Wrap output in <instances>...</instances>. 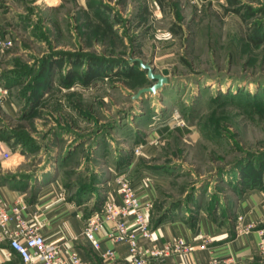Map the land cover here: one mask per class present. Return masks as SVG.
Masks as SVG:
<instances>
[{
  "label": "rangeland",
  "instance_id": "1",
  "mask_svg": "<svg viewBox=\"0 0 264 264\" xmlns=\"http://www.w3.org/2000/svg\"><path fill=\"white\" fill-rule=\"evenodd\" d=\"M57 2L4 7L0 32L13 42L0 81L16 108L0 106V140L13 160L23 155L18 167L58 158L62 186L96 210L113 180L161 172L155 220L169 207L189 219L200 210L236 232L238 189L264 198V0ZM135 58L167 77L158 93L133 98L155 83ZM147 140L156 154L135 157ZM244 170H260L259 184Z\"/></svg>",
  "mask_w": 264,
  "mask_h": 264
},
{
  "label": "crops",
  "instance_id": "2",
  "mask_svg": "<svg viewBox=\"0 0 264 264\" xmlns=\"http://www.w3.org/2000/svg\"><path fill=\"white\" fill-rule=\"evenodd\" d=\"M63 1L58 0L57 3ZM75 1L78 5L88 3V0ZM7 4V0L0 1L3 7H0V29L10 20V12L4 9ZM3 34L0 32V37L9 38L8 35ZM7 94V88L0 81V106L11 113L16 107ZM157 131L152 132L155 133V138H159ZM156 149L157 144L147 140L142 147V152L148 157H153ZM15 154L19 155L16 160H13L14 156L10 160L0 157V207L10 209L16 202L24 201L25 206L21 210L22 217L29 222L36 223L46 240L59 244L66 255L74 250L87 264H132L128 244L112 242L108 238L107 231L111 223H106L97 230L95 235L100 239L101 244L99 248H93L84 235V228L88 217L96 211L97 206L92 201L88 202L85 194L70 192L64 185L62 186L60 171L53 170L54 165H58V158H50L49 155L43 154V166L39 164L41 167L36 172H30V170L18 167L23 159L20 157L23 155L18 152ZM147 175L150 178L148 181L145 180ZM132 176L130 181L140 200L143 202L150 200L156 203L159 189L166 185L164 174L149 173L145 170L140 173L134 172ZM116 185L114 180L111 185L109 184L111 187L107 190L105 199L113 196L117 201L120 200ZM263 199L257 189H252L240 196L235 209L239 217L234 236H230L227 230L200 210L192 219L184 216L187 214L186 211L169 212L167 218L156 225L153 209L148 216L153 228V238H144L139 234V243L144 247L151 244L162 246L163 243L182 236L194 246L195 250L186 256L180 253L168 256L167 264L182 260L208 264L212 259L222 261L228 257L233 258L232 264H255L260 251V242L264 238V227L261 230H245L244 227L247 224H260L264 220ZM8 227L11 231L15 230L17 222L15 220L10 222ZM2 230L0 226V264H26L20 254L11 247L10 238L3 235ZM202 244H205L203 249L199 247ZM109 249L114 250L116 255L113 259H104L103 254ZM66 264L73 263L69 260Z\"/></svg>",
  "mask_w": 264,
  "mask_h": 264
},
{
  "label": "built area",
  "instance_id": "3",
  "mask_svg": "<svg viewBox=\"0 0 264 264\" xmlns=\"http://www.w3.org/2000/svg\"><path fill=\"white\" fill-rule=\"evenodd\" d=\"M11 38L0 37V57L5 49L12 45ZM140 146L134 148V156L139 157L142 154ZM0 157L4 160L13 158V152L0 140ZM149 175L145 176L148 181ZM117 193L120 200L115 197H107L100 210H96L88 217L85 224L84 235L91 242L93 248L100 247V239L95 235L97 230L101 229L106 223H111L107 231L108 238L112 242H125L128 244V251L131 255L132 264H167V257L173 254H182L186 256L195 248L184 237L168 241L158 246L151 244L142 246L139 243V234L144 238H153V228L149 213L154 209L155 203L150 200L141 201L137 196V191L131 184L130 179L124 175L117 178ZM25 206L24 201H18L10 209L0 207V226H2L3 235L10 238L11 247L20 254L26 264H66L71 261L73 264H87L79 253L71 250L69 255L63 252L62 247L54 242L47 241L39 231V227L34 222L25 220L21 215V210ZM242 217H240L241 219ZM17 222L15 230L11 231L8 224L12 221ZM253 224H247L244 229L249 230ZM204 248L205 244L199 246ZM260 252L264 253V238L261 240ZM114 250H106L103 254L104 259H113ZM233 258L228 257L222 260L223 264H232ZM171 264H202L199 262L191 263L188 260H182ZM208 264H219V261L212 259Z\"/></svg>",
  "mask_w": 264,
  "mask_h": 264
},
{
  "label": "water",
  "instance_id": "4",
  "mask_svg": "<svg viewBox=\"0 0 264 264\" xmlns=\"http://www.w3.org/2000/svg\"><path fill=\"white\" fill-rule=\"evenodd\" d=\"M134 60L139 63L141 69L148 70L149 79L155 81V83L151 86L143 87L141 90L138 91V93L133 95V98H140L142 93H158V91L162 90L164 88V84L168 82L167 77L162 73H155V70L151 63L144 62L142 58H135Z\"/></svg>",
  "mask_w": 264,
  "mask_h": 264
},
{
  "label": "trees",
  "instance_id": "5",
  "mask_svg": "<svg viewBox=\"0 0 264 264\" xmlns=\"http://www.w3.org/2000/svg\"><path fill=\"white\" fill-rule=\"evenodd\" d=\"M104 11H108V9H106V8H104ZM52 62V61H51ZM51 62H50V64H51ZM60 66H62V64L60 63L59 65H58V67H60ZM46 69V67L44 66L43 67V69L42 70H45ZM89 77H91V76H89ZM38 86H40V85H37V87ZM36 87V88H37ZM36 90V89H35ZM37 91V90H36ZM36 91L33 93V96H35V94H36ZM169 129V127H165L164 128V130H168ZM177 129H179V128H177ZM245 171V173L243 174L244 175V178L243 179H245V180H251L253 183H258L259 184V181H260V177H259V173L261 172L260 170H255V172L252 174V172H250V170H244ZM248 182H245V181H242V186L243 185H246ZM254 186V185H253ZM254 188H255V186H254ZM246 188H243L242 189V191H241V189L239 190L238 189V195L239 196H241L242 194H243V192H244V190H245ZM179 206V204L177 205V207ZM102 207V206H101ZM174 207H169L168 209H166L162 214H161V216H159L160 218H157L156 220H154V224H156V225H158V224H160V223H162V221L163 220H165L166 218H167V216H168V214H169V212L173 209ZM208 214V216H210L212 219H214L216 222H218V220H217V218H216V216H214L212 213H207ZM263 227H264V225H263ZM229 232V231H228ZM229 234H231L230 236H234L235 234H236V232L234 231L233 233L232 232H229Z\"/></svg>",
  "mask_w": 264,
  "mask_h": 264
}]
</instances>
